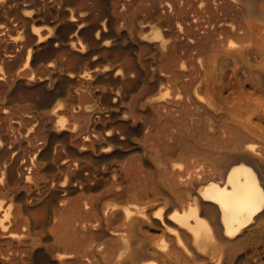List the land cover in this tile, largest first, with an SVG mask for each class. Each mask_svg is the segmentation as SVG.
<instances>
[{"label": "bare ground", "instance_id": "1", "mask_svg": "<svg viewBox=\"0 0 264 264\" xmlns=\"http://www.w3.org/2000/svg\"><path fill=\"white\" fill-rule=\"evenodd\" d=\"M259 14L0 0V264H264V104L204 65Z\"/></svg>", "mask_w": 264, "mask_h": 264}, {"label": "rangeland", "instance_id": "2", "mask_svg": "<svg viewBox=\"0 0 264 264\" xmlns=\"http://www.w3.org/2000/svg\"><path fill=\"white\" fill-rule=\"evenodd\" d=\"M258 6L261 14L246 22L244 38L228 46L229 49L224 48L217 54L207 56L204 60L205 68L211 76L207 78L211 82L205 84V87L218 103L228 107L246 103L262 102L261 104H264V0H258ZM229 79L230 82H228ZM118 215L121 216L122 213ZM144 228L147 229L144 223L135 224V247H143L144 242L148 240L149 233ZM127 264L132 263L128 261Z\"/></svg>", "mask_w": 264, "mask_h": 264}]
</instances>
